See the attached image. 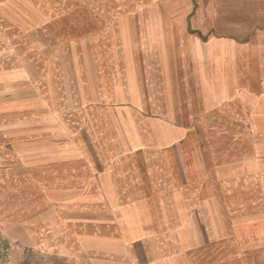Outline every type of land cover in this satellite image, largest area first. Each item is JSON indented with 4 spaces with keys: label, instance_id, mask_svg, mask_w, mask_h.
<instances>
[{
    "label": "crops",
    "instance_id": "crops-1",
    "mask_svg": "<svg viewBox=\"0 0 264 264\" xmlns=\"http://www.w3.org/2000/svg\"><path fill=\"white\" fill-rule=\"evenodd\" d=\"M0 237L264 264V0H0Z\"/></svg>",
    "mask_w": 264,
    "mask_h": 264
},
{
    "label": "built area",
    "instance_id": "built-area-1",
    "mask_svg": "<svg viewBox=\"0 0 264 264\" xmlns=\"http://www.w3.org/2000/svg\"><path fill=\"white\" fill-rule=\"evenodd\" d=\"M20 249L26 253H30L33 250L20 246ZM0 264H20L13 260L11 248L9 244L0 237Z\"/></svg>",
    "mask_w": 264,
    "mask_h": 264
},
{
    "label": "rangeland",
    "instance_id": "rangeland-1",
    "mask_svg": "<svg viewBox=\"0 0 264 264\" xmlns=\"http://www.w3.org/2000/svg\"><path fill=\"white\" fill-rule=\"evenodd\" d=\"M141 1V0H140ZM143 1V0H142ZM129 2L131 3V4H133V5H135V3H136V0H129Z\"/></svg>",
    "mask_w": 264,
    "mask_h": 264
}]
</instances>
